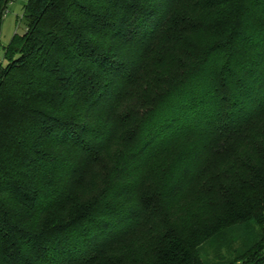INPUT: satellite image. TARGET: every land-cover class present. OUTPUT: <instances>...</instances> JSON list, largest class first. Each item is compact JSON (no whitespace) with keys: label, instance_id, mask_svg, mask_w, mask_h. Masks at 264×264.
Segmentation results:
<instances>
[{"label":"trees","instance_id":"16d2710c","mask_svg":"<svg viewBox=\"0 0 264 264\" xmlns=\"http://www.w3.org/2000/svg\"><path fill=\"white\" fill-rule=\"evenodd\" d=\"M24 21L0 67V264H203L210 240L264 264V0H29ZM164 33L174 64L131 108Z\"/></svg>","mask_w":264,"mask_h":264},{"label":"rangeland","instance_id":"374dc122","mask_svg":"<svg viewBox=\"0 0 264 264\" xmlns=\"http://www.w3.org/2000/svg\"><path fill=\"white\" fill-rule=\"evenodd\" d=\"M29 2V0H10L7 4L5 15L0 23V67L6 65V60L4 59V48L10 44L13 37L16 34H24L25 32V21H24V7ZM186 6V1H176V8L183 9ZM168 35L166 33L158 35L155 42L148 45L146 50H148V57L153 63V66L149 68L148 71L144 72L143 79L140 80L136 85H134L136 90L139 92H134L135 97L130 98V107L138 108L137 98L141 96V90L144 89L148 84H153L157 79L164 77L167 74L173 64L174 56L173 53H169L171 49V44L168 40ZM169 53V54H167ZM160 55V56H159ZM161 57V58H160ZM155 69L153 72L152 70ZM184 143L178 144L174 147H171L167 150H163L158 159L152 162L150 168L148 169V174L145 177L148 178V186H156L157 183H160L162 180V174L164 167L173 159L176 155V152L180 151ZM126 147L124 142L120 143L117 147V152L122 151ZM105 170V167H101L98 170V175H101ZM200 199L197 195L195 189L190 190L177 204L178 206L173 210L169 211L173 219H178L176 221L187 222L189 217L192 219L195 218L197 210L200 208ZM168 212V210H167ZM160 212L153 215L150 220L145 222L143 227V232L138 231L135 235L137 236L140 232V236L137 237L138 240L142 241L143 238L154 237L156 234L153 227H156V224L160 223ZM153 225V226H152ZM151 229V230H150ZM152 231V232H151ZM232 234L226 235L223 239L227 237L231 238ZM133 240V239H131ZM134 241V240H133ZM219 241L210 240L200 247V259L203 264H229V259L227 253L224 250H218Z\"/></svg>","mask_w":264,"mask_h":264}]
</instances>
